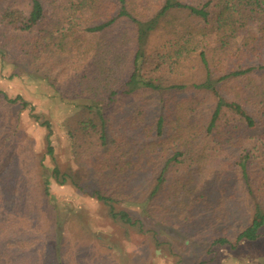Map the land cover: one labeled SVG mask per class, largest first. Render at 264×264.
I'll return each mask as SVG.
<instances>
[{
    "label": "trees",
    "instance_id": "1",
    "mask_svg": "<svg viewBox=\"0 0 264 264\" xmlns=\"http://www.w3.org/2000/svg\"><path fill=\"white\" fill-rule=\"evenodd\" d=\"M0 58L80 101L67 122L78 168L55 166L59 185L142 233L149 221L189 236L222 202L246 201L247 225L212 232L211 247L261 238L264 0H0ZM13 106L47 129L53 155L52 124L21 95L0 90V133ZM15 157L16 167L0 163V264H66L38 221L39 195L52 205L43 160ZM135 202L143 218L114 210Z\"/></svg>",
    "mask_w": 264,
    "mask_h": 264
},
{
    "label": "rangeland",
    "instance_id": "2",
    "mask_svg": "<svg viewBox=\"0 0 264 264\" xmlns=\"http://www.w3.org/2000/svg\"><path fill=\"white\" fill-rule=\"evenodd\" d=\"M157 41V35L151 37L148 54L154 50ZM0 90L11 98L21 95L34 106L42 121L52 124L54 153L49 155L48 131L35 121L29 109L13 106L5 110L6 129L0 133V163L16 167L17 161L13 164L10 161L17 155H23L26 162L31 156L35 161L43 160L41 181L49 183L52 205L42 204V195H39L38 221L49 234L47 251L62 249L66 264H264V230L255 242L232 241L233 244L228 246L211 247L212 232L222 227L233 231L247 225L251 213L246 201L222 202L207 221L188 231L189 236L181 235L174 227L160 229L149 221H145V232L142 233L138 228L114 220L110 209L95 198L78 192L68 183L59 185L51 176L55 166L62 171L78 168L71 152L67 122L77 113L80 101L61 100L45 80L16 71L12 64L4 65L1 58ZM25 149L27 151L21 154ZM238 203L246 206L247 211ZM114 208L116 212L125 210L134 218L144 216L143 207L137 202L118 204ZM58 231L63 235L58 241L59 247ZM15 240L8 238L4 244ZM39 247L33 246L20 257L26 263L36 260Z\"/></svg>",
    "mask_w": 264,
    "mask_h": 264
}]
</instances>
